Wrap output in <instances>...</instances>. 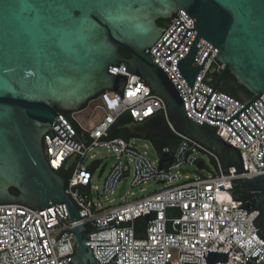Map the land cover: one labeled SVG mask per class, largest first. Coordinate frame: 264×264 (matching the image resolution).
<instances>
[{"label": "built area", "instance_id": "built-area-1", "mask_svg": "<svg viewBox=\"0 0 264 264\" xmlns=\"http://www.w3.org/2000/svg\"><path fill=\"white\" fill-rule=\"evenodd\" d=\"M175 15L145 52L164 69L182 96L188 117L212 127L216 136L239 150L241 171H237L235 166L224 171L216 153L176 130L171 125L165 101L146 85L142 77L127 72L125 62H120L118 67L110 65L107 70L114 75L128 76L124 91L105 90L88 102H95L94 107L101 109L99 119L84 125L78 120L77 112L69 115L58 113L57 117L72 135L70 139L81 148L66 143L65 138L51 129L42 138L46 159L49 166L60 173L69 157L76 156L65 191L77 207L78 224L86 226V236H89L86 244L90 245L91 254L98 264H108L116 256V264H208L204 259L207 250L229 251L228 261H216L215 264H250L248 259L259 263L264 261V237L257 234L258 229L252 222L257 211L252 210L246 215V209L239 208L243 201L234 200L235 191L230 189H234L232 183L238 180L264 175V93L259 96L263 102L259 98L251 102L263 118L251 104L244 108L261 130L243 110L236 116L253 136L236 117L229 121L245 142L225 121L250 98H236L215 88L202 112L197 111L201 110L206 95L214 87L209 83V70L214 68L220 73L219 68L222 69L223 65L216 58L218 48L205 38H199L196 46L200 47L191 65L201 64L209 50L210 53L190 88L176 63L187 53L197 31L191 29L194 27L193 19L184 9H179ZM183 24L189 28L187 31ZM168 47L171 50L177 48L171 52ZM195 99L197 110L193 105ZM215 105L225 110L214 109ZM124 112L137 122L163 113L173 134L180 137L170 163L160 165L159 155L147 139H142L140 144L135 137L109 136L111 125ZM96 147L106 150L108 160L112 157L105 175L106 167L97 177L102 179L101 183L93 178L103 161L95 160L92 153L89 155L93 159L91 165L84 164L89 152ZM149 149H152L154 159L149 157ZM199 153L212 159L215 173L201 172L206 166L198 157ZM199 162L201 167L197 168L200 171L189 170ZM123 180L126 182L119 194L123 202L111 205L114 198L109 196L116 193ZM128 180L131 188L150 181L162 183L163 187L135 197L134 191L125 192ZM218 185L225 189H219ZM138 219L144 221L141 234H137L134 228ZM92 220L98 223L90 222ZM115 224L117 226L110 227ZM71 227L73 224L64 202L39 210L21 204H0V264H73L74 233L64 231Z\"/></svg>", "mask_w": 264, "mask_h": 264}, {"label": "water", "instance_id": "water-1", "mask_svg": "<svg viewBox=\"0 0 264 264\" xmlns=\"http://www.w3.org/2000/svg\"><path fill=\"white\" fill-rule=\"evenodd\" d=\"M179 9L193 19L191 29L197 31L187 53L176 63L190 88L210 53L201 64L191 65L200 47L196 46L199 38L218 48L216 58L223 65L222 69L218 67L220 73L210 94L198 90L207 99L197 110L196 98L195 110L202 112L227 71L252 94L250 101L228 120L212 118L230 125L233 117L238 119L236 115L249 104L253 106L251 102L264 93V0H0V204L39 210L64 202L73 224L64 230L74 233L73 264L98 263L86 244V226L78 224L77 207L65 191V178L48 164L42 138L53 129L66 143L81 148L70 139L72 135L58 113L78 112L105 90L123 92L128 76L109 73L110 65L118 67L125 62L127 72L142 77L165 101L171 125L216 153L224 171L229 166L242 169L239 150L216 136L212 127L188 117L182 96L164 69L145 52L166 29L157 20L170 19ZM120 49L127 50L130 57L122 55ZM213 72L211 68L209 73ZM214 109L225 110L218 105ZM122 127L141 139L149 134H173L163 113L142 122L132 120ZM75 157H69L63 172L70 170ZM106 165L104 162L100 166L98 178ZM197 167H201L200 162ZM232 184L233 199L243 201L239 208H245L246 215L257 211L252 222L257 234L264 237V175ZM218 187L225 189L223 185ZM10 188L18 194H12ZM228 253L207 250L204 259L208 264L221 263L228 261ZM116 260L117 256L108 264H116ZM248 260L250 264H264L263 260Z\"/></svg>", "mask_w": 264, "mask_h": 264}, {"label": "trees", "instance_id": "trees-1", "mask_svg": "<svg viewBox=\"0 0 264 264\" xmlns=\"http://www.w3.org/2000/svg\"><path fill=\"white\" fill-rule=\"evenodd\" d=\"M170 19H159L157 20V23L162 26H167L169 23ZM120 53L126 57H130V53L125 50V49H120ZM219 72L214 71L212 74L208 73V77L211 78L209 80V83L211 85H215L217 78H218ZM234 82L237 83L236 79L231 75L229 71H227L224 76L222 77L221 81L219 82L217 89L223 92H226L236 98L240 99H249L252 97V94L245 88H244V93L243 95L235 93L228 89L227 84ZM87 104L84 106L86 107ZM66 115H69L71 112H63ZM133 118L130 116L128 112L122 113L116 120L115 122L111 125L109 129V136L110 137H123L125 139L135 137L131 135L125 128L122 126L124 124H127L131 122ZM214 132V131H212ZM146 139L152 144L153 148L156 150L157 154L159 155V161L160 165H165L170 163L173 160V153L179 143L180 137L177 136L176 134H171L167 136H160L156 134H149L146 136ZM60 174L67 180L70 171L68 173L65 172H60ZM10 192L12 194L17 195L18 191L15 188H10ZM144 221L142 219H138L135 221L134 228L137 234H141L144 230L143 227ZM89 229V227H88Z\"/></svg>", "mask_w": 264, "mask_h": 264}, {"label": "rangeland", "instance_id": "rangeland-1", "mask_svg": "<svg viewBox=\"0 0 264 264\" xmlns=\"http://www.w3.org/2000/svg\"><path fill=\"white\" fill-rule=\"evenodd\" d=\"M87 104H88L87 107H84L82 110L78 111L77 114H76L78 120L84 125H88L91 122H95L102 115L101 109L94 107L95 106V102L87 103ZM135 140H136L137 143H140V144L143 142V140L138 138V137H135ZM92 153L95 154V157H94L95 160L103 161L102 164L107 161V166H106V169H105V171L103 173L105 175V173L107 172L108 168L111 166V161L108 160V154L106 153V150L103 149V148H99V147L94 148L91 152H89V154L87 156V160L84 163L85 166H89L93 162V159L89 158V155L92 154ZM149 157L152 158V159H154V157H155L154 154H153L152 149H149ZM198 157L204 160L205 166H206V168L203 169L201 172H203L205 174H208L209 172L210 173H215L216 172L215 165H214L212 159L209 156L199 153ZM189 170L193 171V172L200 171V169H198L197 166H190ZM97 174H98V171L95 172L93 180L95 182H100L101 183L102 179H98L97 178ZM162 187H163L162 183H157L155 181H150V182H148V183H146V184H144V185H142L140 187L131 188L129 186V180H128V182L126 184L125 192H126V190L127 191H134L135 197H141L143 195H147V194L153 193L154 191L159 190ZM119 189H120V186L117 188V191H116V193L114 195L109 196L110 199L114 198V201L111 203V205H117V204H120V203L123 202V199H121L119 197ZM141 189H143V190L141 191ZM125 194H126L125 196L127 197L128 196L127 193H125Z\"/></svg>", "mask_w": 264, "mask_h": 264}, {"label": "flooded vegetation", "instance_id": "flooded-vegetation-1", "mask_svg": "<svg viewBox=\"0 0 264 264\" xmlns=\"http://www.w3.org/2000/svg\"><path fill=\"white\" fill-rule=\"evenodd\" d=\"M227 87H228V89H230L231 91H233L235 93H238V94H241V95L245 94L244 93V91H245L244 88L238 82L237 83L231 82V83L227 84Z\"/></svg>", "mask_w": 264, "mask_h": 264}]
</instances>
